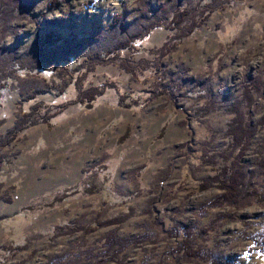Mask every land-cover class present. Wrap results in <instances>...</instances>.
<instances>
[{"label": "rangeland", "instance_id": "rangeland-1", "mask_svg": "<svg viewBox=\"0 0 264 264\" xmlns=\"http://www.w3.org/2000/svg\"><path fill=\"white\" fill-rule=\"evenodd\" d=\"M19 1L0 18V139L34 123L0 149V264H264V0ZM238 101L256 126L241 197L214 205L197 183L233 160ZM112 232L130 240L116 261Z\"/></svg>", "mask_w": 264, "mask_h": 264}, {"label": "trees", "instance_id": "trees-1", "mask_svg": "<svg viewBox=\"0 0 264 264\" xmlns=\"http://www.w3.org/2000/svg\"><path fill=\"white\" fill-rule=\"evenodd\" d=\"M20 1L19 0H0V18L4 21L7 22L8 18L10 17L12 13V7L14 6H19ZM174 7V6H172ZM160 12H162L164 15L168 14L170 9L165 8H160ZM176 16L178 24L181 23V21L187 20L186 17L187 14L185 11H180L178 8H175L173 10L172 16ZM118 19V18H117ZM191 18H189L190 20ZM192 20V19H191ZM119 21V20H118ZM183 23V22H182ZM158 25H155L156 27ZM199 26V23L197 24L192 20L190 26L188 29H194ZM13 57V55H11ZM2 65V64H0ZM42 66L41 62H38L35 64L34 67H40ZM5 72V69L3 67H0V90L3 89V73ZM101 91L93 90V91H88L86 93H79L80 96H78L77 101L80 103H84V100H86L87 107H92L93 102L96 101V97L99 96ZM119 101H120V106L121 107H127L128 105H133L134 102H130L128 100V97L126 94L120 95ZM242 101L234 102L231 107H229V112L232 114V119L231 122L228 124V128L226 129L227 131V136L229 138V143L228 145L231 148V153L236 152L235 156L232 158L233 160L227 164L223 165L222 168L219 170L215 171V174L213 175H208L206 178H203L199 184L198 188L201 191H204L207 189V187L213 185L218 188V190H221V194L216 197V200L214 201V205L224 203L226 204H234L236 203L241 197V186L244 182L245 179V173H243V167L241 165V158L244 156L245 152L248 150V144L250 143L251 138L255 135V125L252 123L247 122L243 118V112H242ZM31 110H33L31 108ZM32 112L30 114H24L19 121L20 124L17 125L12 131H10L7 134H4V136L0 139V149L6 146L9 142L11 143L14 139L15 136L20 133L21 131L25 130L26 128H29L32 126L34 121L30 122V117L32 116ZM92 193L93 191H90ZM62 197L58 196L56 197L51 203H46L45 206L51 207L52 204H55L58 200H61ZM104 202V201H103ZM216 202V203H215ZM212 206L213 203H209L206 205V207ZM127 213H125L123 216L119 217H112L110 220L104 222V223H99L97 222L95 226L90 227V230L88 233L95 232L96 229L99 226H105V225H110V224H121L123 223L124 220H127L128 217ZM183 239L181 242L180 247L178 248L179 251L182 252L184 256H191L192 254L194 255V251H190L193 248V240L191 239L193 232L192 229L187 227L183 228ZM128 244H130V240L128 238H123L120 239L115 236V233H109L108 238L106 239V249L110 250L111 257L114 259V261L117 260V256L122 252V249L125 248ZM196 256V255H195Z\"/></svg>", "mask_w": 264, "mask_h": 264}]
</instances>
